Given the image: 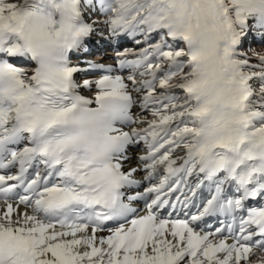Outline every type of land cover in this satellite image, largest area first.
I'll return each mask as SVG.
<instances>
[{
  "label": "snow or ice",
  "instance_id": "snow-or-ice-1",
  "mask_svg": "<svg viewBox=\"0 0 264 264\" xmlns=\"http://www.w3.org/2000/svg\"><path fill=\"white\" fill-rule=\"evenodd\" d=\"M94 33L135 47L82 68ZM252 40L264 0H0V264H264Z\"/></svg>",
  "mask_w": 264,
  "mask_h": 264
},
{
  "label": "bare ground",
  "instance_id": "bare-ground-1",
  "mask_svg": "<svg viewBox=\"0 0 264 264\" xmlns=\"http://www.w3.org/2000/svg\"><path fill=\"white\" fill-rule=\"evenodd\" d=\"M126 40H130V38H125L121 41H115L117 42V44L121 45L124 41ZM109 43L108 39H107V34L105 33V39H100V34L99 33H94L93 36L91 37L90 40L87 41V48L86 50H82L80 53H78L77 55L73 56V62L74 63H79V66L82 68H87L88 67V63H104V64H114L115 61L113 59L114 53L116 51V49L110 48V50L106 51L110 54V57H107L106 60L101 62V56H96L94 57V59H85L83 56L86 52H91L96 48H101L103 50L104 46L107 45ZM132 47V46H130ZM100 49V50H101ZM129 49V48H127ZM245 50L246 51H264V43H260L257 40H252L250 46L248 44V42L245 43ZM96 55V54H95ZM103 56V55H102ZM104 73L100 70H92L90 72H81L77 74V79L80 77V75H82L80 77V79H97L99 78L101 75H103ZM87 94V93H86ZM144 150V146L143 144H140L138 146H134L130 149L129 151V155L133 157V161L132 163L135 164V156H137L138 154H141ZM143 176V173L139 174L137 176V179H141ZM146 183V182H145ZM200 203V198L197 197L195 200V205L193 204H188L186 206H178L176 211L173 214V218H180V219H185L187 218V216L196 214L198 211V205ZM134 207H137L139 209L138 215H144L146 214L145 210H144V205L143 202L141 201L139 204H134ZM172 209H168L166 212L162 211V215H167V212H171ZM223 217L220 218H216V217H206L205 221L201 222V228H203L205 231H211L214 230L215 228H213V224L215 222H219L220 220H222ZM123 222V221H121ZM115 224H110L109 227H114ZM219 226V224L217 225ZM216 226V227H217ZM107 234V233H105Z\"/></svg>",
  "mask_w": 264,
  "mask_h": 264
},
{
  "label": "rangeland",
  "instance_id": "rangeland-1",
  "mask_svg": "<svg viewBox=\"0 0 264 264\" xmlns=\"http://www.w3.org/2000/svg\"><path fill=\"white\" fill-rule=\"evenodd\" d=\"M117 44V42H115V41H111V42H109L107 45H105L104 46V48H103V50L101 49V48H96V49H94L93 51H91V52H86L85 54H84V58L85 59H88V60H92V59H94V57H96V56H101V62L102 61H104V60H106L107 59V57H110V54L108 53V52H106V51H108V50H110V48H113L114 47V45H116ZM130 46H132V47H130ZM135 47V45H134V43L132 42V40H131V38H130V40H126V41H124L121 45H119V48L121 49V50H123V49H127V48H134ZM115 48V47H114ZM101 49V50H100ZM116 49V48H115ZM96 54V55H95ZM77 55V54H76ZM103 55V56H102ZM73 56H75V55H73ZM72 58H74V57H72ZM82 75H80V77H81ZM80 77L78 78V80H81L80 79ZM168 210V209H167ZM163 212H166V211H163ZM219 224V222H215L214 224H213V228H215L217 225Z\"/></svg>",
  "mask_w": 264,
  "mask_h": 264
}]
</instances>
